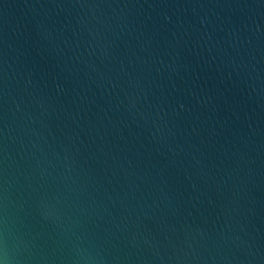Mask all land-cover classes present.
I'll return each mask as SVG.
<instances>
[{"label": "water", "instance_id": "1", "mask_svg": "<svg viewBox=\"0 0 264 264\" xmlns=\"http://www.w3.org/2000/svg\"><path fill=\"white\" fill-rule=\"evenodd\" d=\"M264 264V0H0V258Z\"/></svg>", "mask_w": 264, "mask_h": 264}, {"label": "clouds", "instance_id": "2", "mask_svg": "<svg viewBox=\"0 0 264 264\" xmlns=\"http://www.w3.org/2000/svg\"><path fill=\"white\" fill-rule=\"evenodd\" d=\"M0 264H10L9 260L5 256L4 258H0Z\"/></svg>", "mask_w": 264, "mask_h": 264}]
</instances>
